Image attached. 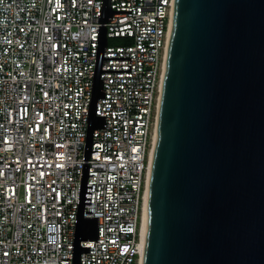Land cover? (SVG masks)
Masks as SVG:
<instances>
[{
	"label": "built area",
	"instance_id": "built-area-1",
	"mask_svg": "<svg viewBox=\"0 0 264 264\" xmlns=\"http://www.w3.org/2000/svg\"><path fill=\"white\" fill-rule=\"evenodd\" d=\"M102 0H0V264H73ZM81 264H142L174 0H111Z\"/></svg>",
	"mask_w": 264,
	"mask_h": 264
},
{
	"label": "water",
	"instance_id": "water-1",
	"mask_svg": "<svg viewBox=\"0 0 264 264\" xmlns=\"http://www.w3.org/2000/svg\"><path fill=\"white\" fill-rule=\"evenodd\" d=\"M102 0L73 264L99 241L88 159L106 98ZM143 264H264V0H174L151 169Z\"/></svg>",
	"mask_w": 264,
	"mask_h": 264
},
{
	"label": "bare ground",
	"instance_id": "bare-ground-1",
	"mask_svg": "<svg viewBox=\"0 0 264 264\" xmlns=\"http://www.w3.org/2000/svg\"><path fill=\"white\" fill-rule=\"evenodd\" d=\"M170 35H171V30H170ZM156 141H157V128H156V133H155V138H154V146L152 149V155H151V163H150V172H149V177H148V186H147V191H146V198H145V207H144V213H143V242H142V264L144 263V255H145V247H146V239H147V229H148V200H149V189H150V177H151V169H152V164H153V159H154V153H155V148H156Z\"/></svg>",
	"mask_w": 264,
	"mask_h": 264
}]
</instances>
